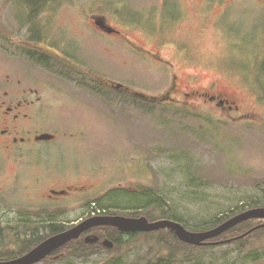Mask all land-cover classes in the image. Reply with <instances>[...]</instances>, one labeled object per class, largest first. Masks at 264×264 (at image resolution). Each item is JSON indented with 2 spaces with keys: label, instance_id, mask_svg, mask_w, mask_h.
<instances>
[{
  "label": "rangeland",
  "instance_id": "1",
  "mask_svg": "<svg viewBox=\"0 0 264 264\" xmlns=\"http://www.w3.org/2000/svg\"><path fill=\"white\" fill-rule=\"evenodd\" d=\"M203 1L182 0L177 37L194 44L196 57L176 63V71L192 83L234 91L240 110L231 114L208 106L201 110L209 115L144 106L108 89L107 84L118 83L158 93L165 66L145 63L121 48L107 53L104 41L84 32L81 10L104 13L121 26L117 18L139 17L150 0H0V82L21 80L38 89L41 127L57 135L42 142L38 152L23 149L17 168L8 163L0 173V183L9 184L20 170L7 204L0 205V252L19 250L33 231L45 236L57 222L71 227L87 216L81 204L55 211L73 196H46L50 187L85 184L92 195L102 192L106 206L150 221L176 220L193 231L209 229L216 216L264 203V0H239L223 16L221 8L202 14ZM33 24L51 35L57 49L81 48L94 77L67 71L51 59L56 56L43 48L49 46L46 39L39 48L24 42ZM31 49L48 65L29 59ZM93 88L104 91L97 95ZM169 238L160 230L131 237L124 248L65 250L64 256L37 264H158L159 259L163 264H264V232L243 243L185 247L174 257H169L172 246L159 243L174 242Z\"/></svg>",
  "mask_w": 264,
  "mask_h": 264
},
{
  "label": "flooded vegetation",
  "instance_id": "2",
  "mask_svg": "<svg viewBox=\"0 0 264 264\" xmlns=\"http://www.w3.org/2000/svg\"><path fill=\"white\" fill-rule=\"evenodd\" d=\"M194 1L196 2L197 0ZM238 1L204 0L202 4H195L200 5L202 14H207L212 9L221 8L220 16H223ZM40 8H35V11L38 12ZM32 15L34 16L36 14ZM81 17L85 21L84 26L86 30L84 32L88 33L93 39L104 41L105 45L103 49L107 53H114L118 48H121L134 58L142 60L145 63L165 66V70L160 73L161 78L158 77L157 79L163 82H160L163 88L158 93L153 94L147 89H137L130 86L125 87L122 84L120 87H117L118 83L107 84L109 90L117 91L131 101H140V104L144 106L147 103L149 105L155 103L164 109L189 111L204 115H209L208 112H204L206 110H201L205 106L213 107L227 114L240 110L238 98L234 91L229 90L225 86L218 87L215 83L209 86L192 83L189 80H185L182 74L176 71V63H191L196 57L194 44L189 39H179L177 37V25L184 18L182 0H150V5L147 6L139 17H123L122 20L117 18L122 23L121 26L119 24H112L106 14L95 12L94 10L88 11L82 9ZM30 19L32 20V18ZM219 20L220 18H218L217 22ZM35 26L33 24L34 28H36ZM34 28L30 29V39L24 40V42L39 48L43 47L39 42L46 39L49 46L43 48L51 51L56 56L52 58L48 56V58L53 60L57 58L55 61L59 62L64 69L67 71H75L74 73L82 75L84 78H86L85 76H92L94 69L86 67L88 64L87 58L81 53V48L57 49L49 42L50 34H46L40 26L36 29ZM24 42L23 44H26ZM32 50L31 52H26L29 59L32 61L34 59L37 64L47 66L48 60H43V57H36V52L38 51ZM72 66H74V69H72ZM63 74L66 75V72L63 71ZM101 78L106 79V77L102 76ZM26 85L21 80L18 81V84L12 83L9 78L6 81L0 82V173L8 163L13 164L17 168L23 156V149H28L30 152L35 153L38 152L39 145L42 142L57 139L56 134H54V138L49 140L39 138L42 134L53 133L41 127V114L44 106H40L41 97L38 95V89ZM15 91H18V93L15 94ZM91 91L97 95H101V92L104 90L103 88H93ZM19 175L20 170L16 169L9 184L0 183V205L5 206L7 204L8 192L18 182ZM54 194L73 196L71 203L52 205V207L54 206L53 209H56L55 211L64 212L69 210L72 205L76 206L80 204L87 211V216L80 218L75 224L92 216H142H133L127 210L123 211L115 207L106 206L102 200V192H96V194L92 195L85 184L78 186L68 185L67 188H48L46 196ZM93 203L99 207L100 211L91 215L90 209ZM13 205L17 206L18 204L14 203ZM47 206L50 207L51 205ZM47 217L52 220L54 218L50 215ZM21 221V217L18 216L14 223L18 225ZM49 222L47 221V224ZM57 223L64 225V222L61 221ZM17 225L13 227V233L16 238L19 231V226ZM38 225H41V222H38ZM91 233L99 237L98 242L90 243L85 240V237ZM148 233L147 231H122L115 226L103 225L86 230L78 239L80 242L101 246L103 248L106 247L103 244L104 240H111L114 243L112 248H124L131 237L141 234L146 235ZM63 247L52 252L45 259H56L59 256H64L66 249H63Z\"/></svg>",
  "mask_w": 264,
  "mask_h": 264
},
{
  "label": "water",
  "instance_id": "3",
  "mask_svg": "<svg viewBox=\"0 0 264 264\" xmlns=\"http://www.w3.org/2000/svg\"><path fill=\"white\" fill-rule=\"evenodd\" d=\"M120 86L121 84L117 85V87ZM54 137L55 135L50 133H45L39 136L40 139L44 140H49ZM249 219H264V206L253 207L241 211L217 226L198 231L190 230L183 223L172 219L150 221L145 215L139 217L123 215L92 216L63 231L48 236L23 255L7 260H0V264H36L70 241L80 238L86 230L103 225L115 226L122 231L133 232H152L160 229H170L179 238V240L196 246L225 244L236 239L244 238L256 228L264 227V223H262L238 237L212 240L237 224ZM85 240L90 243H96L98 242L99 237L96 234L91 233L85 237ZM103 244L108 248H112L114 243L111 240H104Z\"/></svg>",
  "mask_w": 264,
  "mask_h": 264
},
{
  "label": "trees",
  "instance_id": "4",
  "mask_svg": "<svg viewBox=\"0 0 264 264\" xmlns=\"http://www.w3.org/2000/svg\"><path fill=\"white\" fill-rule=\"evenodd\" d=\"M45 0H36V3H42ZM263 204L260 203H255L253 205H251V207H255V206H260ZM246 210L245 208L240 209L239 211H233L230 214H226V215H219L216 216L215 218H213L212 223L210 225H208V228L217 226L219 224H221L222 222H224L225 220H227L228 218L232 217L233 215L239 213L240 211H244ZM130 215H141L132 211H129ZM264 222L261 221V219H249L246 221H243L239 224H237L236 226L232 227L231 229H229L228 231L224 232L222 235L212 239V240H221V239H230V238H235L238 237L248 231H250L251 229H253L254 227L262 224ZM66 228H68L65 225H60L59 223H55L51 226V231L49 234L42 236L41 234H39V230L38 231H33L31 234V237L29 239L24 240V245L21 246V248L17 251L14 252H7V251H3L0 252V260H7V259H11V258H15L18 257L20 255L25 254L26 252H28L29 250H31L33 247H35L38 243H40L42 240H44L46 237L55 234L57 232L63 231ZM207 228V226H206ZM160 230H167L168 233L170 234V238L172 239L174 242H170V240H165V239H159V243L165 244L168 247H171L170 250V255L171 256H175L177 254V252L180 249H184L185 247H196V248H200L202 246H196V245H191L188 243H185L181 240H179V238L170 230V229H160ZM160 230H156V231H160ZM156 231H152L149 233H155ZM260 232H264V227L261 228H256L254 230L251 231V233L247 234L244 238L241 239H236L233 240V243H243L246 238L252 234H258ZM176 245V246H175ZM65 247H63V249H66L69 253L72 254H85L87 252H90L92 249L97 248L96 245H91L85 242H80L79 239H75L70 241L69 243H67L66 245H64ZM62 249V250H63ZM164 260L159 259V263L158 264H163ZM165 262V261H164Z\"/></svg>",
  "mask_w": 264,
  "mask_h": 264
},
{
  "label": "built area",
  "instance_id": "5",
  "mask_svg": "<svg viewBox=\"0 0 264 264\" xmlns=\"http://www.w3.org/2000/svg\"><path fill=\"white\" fill-rule=\"evenodd\" d=\"M99 211H100L99 207L95 203H93L90 209V214L94 215L98 213Z\"/></svg>",
  "mask_w": 264,
  "mask_h": 264
}]
</instances>
